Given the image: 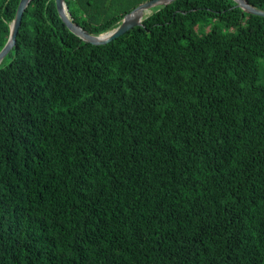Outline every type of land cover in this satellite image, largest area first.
<instances>
[{"label":"trees","instance_id":"1","mask_svg":"<svg viewBox=\"0 0 264 264\" xmlns=\"http://www.w3.org/2000/svg\"><path fill=\"white\" fill-rule=\"evenodd\" d=\"M65 1L99 35L148 0ZM7 55L0 264H264V16L175 0L92 44L32 0Z\"/></svg>","mask_w":264,"mask_h":264},{"label":"water","instance_id":"2","mask_svg":"<svg viewBox=\"0 0 264 264\" xmlns=\"http://www.w3.org/2000/svg\"><path fill=\"white\" fill-rule=\"evenodd\" d=\"M32 0H20V3L17 8L16 16L14 21L11 24V31L9 38L0 50V63L5 58V56L11 51V49L16 44V37L19 31V28L22 23L23 14ZM58 13L62 18L66 26L77 36L83 39L85 42H90L92 44H106L117 37L125 34L127 31L131 30L136 26L143 25L144 19L149 16L153 8L158 6H164L172 3L175 0H148L144 3L135 7L131 12L127 13L122 19L121 23L115 28L101 33L99 35H93L84 30L71 16L68 11V6L65 0H55ZM237 5L241 7L244 11L260 16H264V9H260L247 0H235Z\"/></svg>","mask_w":264,"mask_h":264},{"label":"rangeland","instance_id":"3","mask_svg":"<svg viewBox=\"0 0 264 264\" xmlns=\"http://www.w3.org/2000/svg\"><path fill=\"white\" fill-rule=\"evenodd\" d=\"M212 25H213V23H212ZM207 29L208 28H206V30ZM11 58H13V57H11V55H6L4 61L2 62V66L7 65L11 61ZM261 65H262V68H261V72L259 74L260 82H264V59H261Z\"/></svg>","mask_w":264,"mask_h":264}]
</instances>
